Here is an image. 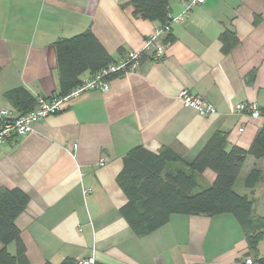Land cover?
I'll return each mask as SVG.
<instances>
[{
	"label": "crops",
	"instance_id": "0c3cea01",
	"mask_svg": "<svg viewBox=\"0 0 264 264\" xmlns=\"http://www.w3.org/2000/svg\"><path fill=\"white\" fill-rule=\"evenodd\" d=\"M129 1L0 0V109L19 115L5 98L15 88L36 99L58 91V38L89 29L116 62L140 50L157 24L134 17ZM186 3L169 2L171 17L181 18L171 21L172 41L159 60L147 54L137 72L112 77L108 90L72 97L32 131L0 144V187L29 197L15 224L31 264L91 255L95 264H240L248 251L231 214H173L144 237L120 214L126 196L116 178L131 148L166 147L190 162L216 132L226 135L227 149H248L264 126V0H205L183 14ZM183 89L216 113L185 106ZM238 102H256L262 116L234 113ZM253 168L261 179L248 188ZM215 177L205 169L194 192ZM234 190L264 214V157L246 158ZM7 249L14 253L15 244ZM258 253L264 258V237Z\"/></svg>",
	"mask_w": 264,
	"mask_h": 264
},
{
	"label": "trees",
	"instance_id": "16d2710c",
	"mask_svg": "<svg viewBox=\"0 0 264 264\" xmlns=\"http://www.w3.org/2000/svg\"><path fill=\"white\" fill-rule=\"evenodd\" d=\"M169 2L130 0L125 5L132 8L134 17L162 27L169 22ZM166 40L172 41L169 33ZM53 45L58 74V91L52 95L54 98L67 96L81 82L84 73L94 74L115 62L89 29L71 37L58 38ZM5 98L19 115L29 112L36 104V98L22 87L6 92ZM248 156L264 157V126L257 131L248 149L237 146L227 149L226 135L216 132L190 162L166 147L155 153L141 145L135 146L125 154L116 178L126 196L120 214L138 237L164 226L173 214H231L244 231L248 249L244 256H250L255 264H264V258L258 253V245L264 237V214H254L253 199L234 190V183ZM168 164L181 166L168 170ZM207 168L215 172V180L194 192L198 175ZM260 179V170L253 168L244 179V185L253 188ZM28 202L29 197L22 190L0 187V264H31L15 224ZM10 243L15 244L14 253L7 249ZM74 263L75 259L65 257L58 264ZM43 264L53 263L46 261Z\"/></svg>",
	"mask_w": 264,
	"mask_h": 264
},
{
	"label": "built area",
	"instance_id": "2783aa9c",
	"mask_svg": "<svg viewBox=\"0 0 264 264\" xmlns=\"http://www.w3.org/2000/svg\"><path fill=\"white\" fill-rule=\"evenodd\" d=\"M205 0H187L183 14L196 5L204 3ZM169 22L162 27L156 28L147 36L142 48L138 51L129 52L125 58L118 62H113L102 70L94 74L82 78L81 82L65 97H38L35 107L29 112L21 115H13L10 110L0 109V144L14 136H19L33 130V125L37 121L47 117L60 110L64 101L78 96L79 94L89 90L106 91L110 88V79L114 76L123 75L128 72H137L141 67V60L147 54L151 55L154 61L159 60L164 53L169 41L166 36L170 31V23L174 19L168 14ZM179 98L185 106H189L196 110L202 116L216 113L215 108L205 101L199 95H193L188 90L183 89L179 92ZM234 113L247 114L252 118H260L262 112L256 102H238L234 105ZM75 147V146H74ZM105 159H101L99 165H104ZM90 189L84 188L83 193L86 194ZM74 264H95L94 257L79 258ZM240 264H255L250 256H241Z\"/></svg>",
	"mask_w": 264,
	"mask_h": 264
},
{
	"label": "rangeland",
	"instance_id": "374dc122",
	"mask_svg": "<svg viewBox=\"0 0 264 264\" xmlns=\"http://www.w3.org/2000/svg\"><path fill=\"white\" fill-rule=\"evenodd\" d=\"M236 190H239L238 187H236Z\"/></svg>",
	"mask_w": 264,
	"mask_h": 264
}]
</instances>
